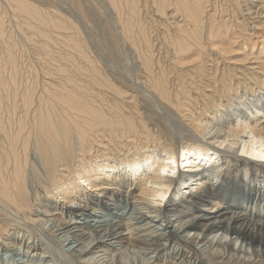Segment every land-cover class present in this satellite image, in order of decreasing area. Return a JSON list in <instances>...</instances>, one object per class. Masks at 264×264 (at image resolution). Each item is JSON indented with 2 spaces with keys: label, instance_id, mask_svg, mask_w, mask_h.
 <instances>
[{
  "label": "bare ground",
  "instance_id": "bare-ground-1",
  "mask_svg": "<svg viewBox=\"0 0 264 264\" xmlns=\"http://www.w3.org/2000/svg\"><path fill=\"white\" fill-rule=\"evenodd\" d=\"M65 1L0 2V264H264V0Z\"/></svg>",
  "mask_w": 264,
  "mask_h": 264
},
{
  "label": "rangeland",
  "instance_id": "rangeland-1",
  "mask_svg": "<svg viewBox=\"0 0 264 264\" xmlns=\"http://www.w3.org/2000/svg\"><path fill=\"white\" fill-rule=\"evenodd\" d=\"M2 0H0V2H1ZM83 2L85 3L86 2V4L87 5H91V2L89 1V0H83ZM90 2V4H88ZM55 3L57 4L56 6L57 7H59V9L61 8V11L63 10V12H65V13H67V14H69V15H71V16H74V13L76 14V9H75V11L73 10L74 8H72V6H70V5H68L67 3L68 2H66L65 0L63 1V0H55ZM95 2L92 0V4H94ZM45 7H47L48 6V4L47 3H42ZM63 6V7H62ZM65 6V7H64ZM69 6V7H68ZM49 7H50V5H49ZM92 8V7H91ZM70 10V11H69ZM69 11V12H68ZM92 11V10H91ZM93 11H94V9H93ZM10 16H11V14H9ZM77 15H78V13H77ZM77 15H75L74 16V19H75V17L77 16ZM78 17H79V15H78ZM78 17H76V20L77 21H80L81 22V19L80 18H78ZM80 19V20H79ZM18 34V32H14V35H15V37L17 36V38H18V40L20 41V38H19V36L17 35ZM87 35H88V37H91L90 35H89V33H87ZM34 38H37V36L36 37H34ZM92 38V37H91ZM90 38V44H91V47H92V50L94 51V53L95 54H99L98 56L99 57H102V59L103 60H105V62H107V64H110L111 66L112 65H114V64H111V60H113V62H115L116 60H115V56L113 57V55L115 54L114 53V51L109 47V41L107 40V38H102V41L99 43V44H97V43H95L96 41H91V40H94L93 38L91 39ZM104 40V41H103ZM25 42V40H23V43ZM20 43L22 44V40L20 41ZM30 43V42H29ZM29 43L27 42V48H29L28 46H29ZM32 43V42H31ZM25 44H26V42H25ZM97 44V45H96ZM30 46H31V44H30ZM58 46V45H57ZM97 47V48H96ZM58 47H56L55 48V51H57L56 49H57ZM36 49V53H31L30 51H27V52H29L28 53V55L26 54V52H25V57H26V59L29 61V59H31L29 62H31L32 60H33V62H34V64H37V59L39 58V53H40V48H35ZM98 53H97V52ZM55 53V52H54ZM109 53V54H108ZM111 53V54H110ZM36 54V55H35ZM38 54V55H37ZM40 54H42V53H40ZM108 54V55H107ZM18 55H21V54H18ZM23 55V54H22ZM42 55H44V54H42ZM28 56V57H27ZM107 56V57H106ZM44 56H42V58H43ZM112 57V58H111ZM36 59V62H35V59ZM111 58V59H110ZM114 58V59H113ZM110 61V62H109ZM124 61V60H123ZM32 62V63H33ZM121 63H120V66L122 65V60L120 61ZM125 64H126V61H125ZM126 66H128V65H126ZM121 68L122 67H120L118 70H120V72H121ZM113 203V200H111V204ZM102 209L103 208H100L99 209V211H102ZM223 229V228H222ZM214 234V233H213ZM213 234H210V238L209 239H211V240H213V241H220L221 243H225V244H227V243H229V242H232L233 243V247H234V249H238V250H240L241 252H246V253H249L250 251H251V248H255V249H260V248H262V246L261 245H259L258 244V242H255V244H246L244 241L243 242H241V238H239L238 239V237H236L235 235H230L228 232H226V233H224V230L222 231V230H219L218 232H215V234L213 235ZM227 236V237H226ZM235 237V238H234ZM237 240V241H236ZM236 243V244H235ZM241 245H242V247H241ZM250 245V246H249ZM256 246V247H255ZM264 247V246H263ZM56 261H57V258L55 259ZM55 263V262H54Z\"/></svg>",
  "mask_w": 264,
  "mask_h": 264
},
{
  "label": "snow or ice",
  "instance_id": "snow-or-ice-1",
  "mask_svg": "<svg viewBox=\"0 0 264 264\" xmlns=\"http://www.w3.org/2000/svg\"><path fill=\"white\" fill-rule=\"evenodd\" d=\"M260 158H261V159H264V155H262ZM164 171H167V169H165ZM162 198H163V197H162Z\"/></svg>",
  "mask_w": 264,
  "mask_h": 264
}]
</instances>
